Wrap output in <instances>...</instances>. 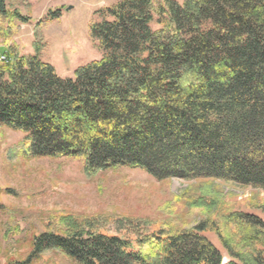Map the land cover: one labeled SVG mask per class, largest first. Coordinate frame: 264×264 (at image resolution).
<instances>
[{
    "label": "trees",
    "instance_id": "obj_1",
    "mask_svg": "<svg viewBox=\"0 0 264 264\" xmlns=\"http://www.w3.org/2000/svg\"><path fill=\"white\" fill-rule=\"evenodd\" d=\"M97 13L101 56L71 77L38 48L0 46V127L24 134L21 152L78 159L86 174L130 167L264 190V0H119ZM198 202L205 214L189 227L118 221L134 239L61 216V232L33 235L15 264L47 252L74 264H264L260 217Z\"/></svg>",
    "mask_w": 264,
    "mask_h": 264
},
{
    "label": "rangeland",
    "instance_id": "obj_2",
    "mask_svg": "<svg viewBox=\"0 0 264 264\" xmlns=\"http://www.w3.org/2000/svg\"><path fill=\"white\" fill-rule=\"evenodd\" d=\"M117 1L4 0L0 46L19 55L33 54L38 48L39 58L50 63L59 76L71 77L79 66L100 58L89 25L99 20L98 10ZM13 11L26 20L12 17ZM23 136L0 127V264L22 261L33 235L61 232L59 219L65 215L81 221L92 218L100 231L130 239L134 235L129 228L119 229L123 224L118 221L189 227L204 216L203 203L198 202L204 200H213L221 211L241 210L264 221L263 189L219 180H158L130 167L86 174L78 159L25 156L19 146ZM204 235L227 261L216 234L208 231ZM30 264L74 263L58 252H47Z\"/></svg>",
    "mask_w": 264,
    "mask_h": 264
}]
</instances>
